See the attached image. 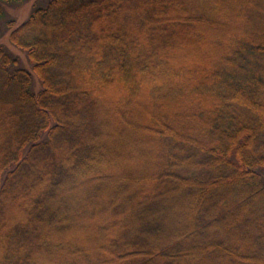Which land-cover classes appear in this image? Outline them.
I'll list each match as a JSON object with an SVG mask.
<instances>
[{
    "label": "trees",
    "instance_id": "1",
    "mask_svg": "<svg viewBox=\"0 0 264 264\" xmlns=\"http://www.w3.org/2000/svg\"><path fill=\"white\" fill-rule=\"evenodd\" d=\"M10 41L0 264H264V0H51Z\"/></svg>",
    "mask_w": 264,
    "mask_h": 264
},
{
    "label": "rangeland",
    "instance_id": "2",
    "mask_svg": "<svg viewBox=\"0 0 264 264\" xmlns=\"http://www.w3.org/2000/svg\"><path fill=\"white\" fill-rule=\"evenodd\" d=\"M50 1L51 0H28L23 5H17V4L3 5V8H4L3 11L5 14H4V17L2 19H0V46H4L6 49H8V51L12 53L13 57L18 58L21 62V65H23V67L32 74L33 90L36 93H38L41 90L40 81H39L38 77L35 75V73L33 71V66L30 64V62L27 58V55L22 50L18 49L10 41V35L13 31H15L17 28H19V26H21L23 23H25L30 18L33 10L36 7H45ZM206 50H210V49L207 48ZM194 51L195 52L197 51L198 53H195ZM190 52L195 53V56L193 57L194 60H196V56L198 54H200L201 57H205V59H206V57H209L210 54L212 53V52L206 53L200 49L199 50L194 49L193 51L190 50ZM175 66H174V68H175ZM140 124L143 125L142 127H145L147 125V122L143 119V122L140 121L139 125ZM141 138L146 139V135L145 136L142 135ZM128 152H129V150H128ZM130 154H132V153H130ZM140 162L144 166V159H142ZM134 163H136V162H134Z\"/></svg>",
    "mask_w": 264,
    "mask_h": 264
}]
</instances>
